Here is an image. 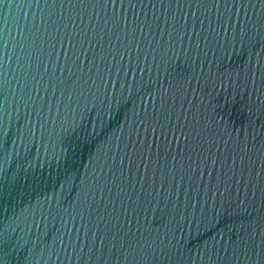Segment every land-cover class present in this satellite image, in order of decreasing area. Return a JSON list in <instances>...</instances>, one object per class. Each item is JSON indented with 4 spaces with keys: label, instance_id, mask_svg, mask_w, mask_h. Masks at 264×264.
<instances>
[{
    "label": "water",
    "instance_id": "95a60500",
    "mask_svg": "<svg viewBox=\"0 0 264 264\" xmlns=\"http://www.w3.org/2000/svg\"><path fill=\"white\" fill-rule=\"evenodd\" d=\"M0 264H264V0H0Z\"/></svg>",
    "mask_w": 264,
    "mask_h": 264
}]
</instances>
